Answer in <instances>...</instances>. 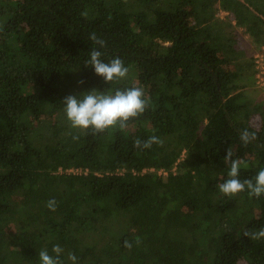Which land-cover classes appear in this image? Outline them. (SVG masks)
I'll list each match as a JSON object with an SVG mask.
<instances>
[{"label":"trees","instance_id":"1","mask_svg":"<svg viewBox=\"0 0 264 264\" xmlns=\"http://www.w3.org/2000/svg\"><path fill=\"white\" fill-rule=\"evenodd\" d=\"M93 47L128 75L105 83ZM262 47L264 0H0V264L57 245L60 264H264V238L244 235L264 228V194L219 189L227 149L241 180L264 169ZM131 87L151 103L127 128L71 127L66 96ZM72 167L88 174L58 173Z\"/></svg>","mask_w":264,"mask_h":264},{"label":"clouds","instance_id":"2","mask_svg":"<svg viewBox=\"0 0 264 264\" xmlns=\"http://www.w3.org/2000/svg\"><path fill=\"white\" fill-rule=\"evenodd\" d=\"M95 45L101 48L105 46V41L92 33L89 37ZM102 52L93 47L89 51V59L86 64L94 69V73L101 77L105 83L109 84L124 79L129 72L128 67L124 65V61L120 57H114L110 61L105 62ZM79 83L83 84L81 80ZM150 100L145 97V92L140 87H131L124 90L117 89L114 93H106L91 89L77 95H68L63 99L64 111L67 119L71 123V127L81 130L92 129V133H102L110 128L114 129L119 125V129L123 130L128 127V121L137 118L145 112L150 105ZM255 138L254 133L246 130L241 134V140L245 143L249 142V138ZM78 139V137H74ZM153 144L161 145L163 141L156 136H151L147 141L136 139L134 147L150 148ZM226 164H229L228 179L219 185L222 193L228 196L247 191L249 196L260 197L264 194V169H261L254 178L241 180L240 169L242 161L232 159L230 149L226 150L224 156ZM55 201H49V208L55 211ZM245 236L256 240L264 238V228L258 232H245ZM126 246L130 247L126 243ZM59 246H54L53 252L55 256L50 255L47 250H41L39 259L41 264H60ZM75 259V257H73Z\"/></svg>","mask_w":264,"mask_h":264},{"label":"built area","instance_id":"3","mask_svg":"<svg viewBox=\"0 0 264 264\" xmlns=\"http://www.w3.org/2000/svg\"><path fill=\"white\" fill-rule=\"evenodd\" d=\"M223 13V12H222ZM254 63H255V69H256V75H255V80L256 84L264 89V47H262L259 51H257L254 55ZM152 172V173H157L159 175L167 176V172L165 170H159L156 171L154 168L152 169H146L144 172ZM58 173L62 174H68V175H87L88 170L87 169H82V168H68L66 170L59 169Z\"/></svg>","mask_w":264,"mask_h":264},{"label":"rangeland","instance_id":"4","mask_svg":"<svg viewBox=\"0 0 264 264\" xmlns=\"http://www.w3.org/2000/svg\"><path fill=\"white\" fill-rule=\"evenodd\" d=\"M220 18L226 17L225 13L219 12L218 13ZM238 36L241 38L244 47L247 49V52H250L253 48V44L251 43V39L247 35H243V31L238 29ZM259 51V50H258ZM255 55V52H254ZM250 91L254 94L255 98L264 99V89L259 87L255 82V87L251 88Z\"/></svg>","mask_w":264,"mask_h":264},{"label":"crops","instance_id":"5","mask_svg":"<svg viewBox=\"0 0 264 264\" xmlns=\"http://www.w3.org/2000/svg\"><path fill=\"white\" fill-rule=\"evenodd\" d=\"M257 51H258V50H257ZM257 51H256V52H257ZM256 52H255V53H256Z\"/></svg>","mask_w":264,"mask_h":264}]
</instances>
